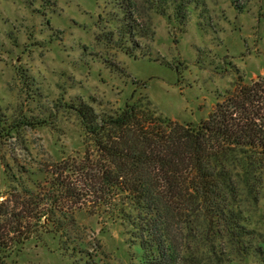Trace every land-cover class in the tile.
<instances>
[{
  "label": "rangeland",
  "instance_id": "1",
  "mask_svg": "<svg viewBox=\"0 0 264 264\" xmlns=\"http://www.w3.org/2000/svg\"><path fill=\"white\" fill-rule=\"evenodd\" d=\"M174 1L0 0L1 215L11 208L4 171L19 185L29 172L51 175L59 163L72 168L82 159L75 105L113 114L139 103L196 124L237 82L264 79V0H236L240 7L193 0L179 15ZM248 208L253 249L260 252L239 264H264V192ZM72 215L67 233L92 253V264L136 263L120 221L86 208ZM0 225L5 243L13 226L5 218ZM13 255L10 264L85 263L80 255H63L52 235Z\"/></svg>",
  "mask_w": 264,
  "mask_h": 264
},
{
  "label": "trees",
  "instance_id": "2",
  "mask_svg": "<svg viewBox=\"0 0 264 264\" xmlns=\"http://www.w3.org/2000/svg\"><path fill=\"white\" fill-rule=\"evenodd\" d=\"M192 1L175 0L174 14ZM262 94L264 79L237 82L196 124L177 123L139 103L113 114L75 105L85 144L75 166L59 163L51 175L29 172L19 185L4 171L11 208L0 220L13 227L0 241V264H10L14 253L44 235L58 240L63 255L92 264V253L67 233L66 221L85 208L121 222L136 249L135 264H239L259 253L248 206L264 192Z\"/></svg>",
  "mask_w": 264,
  "mask_h": 264
}]
</instances>
